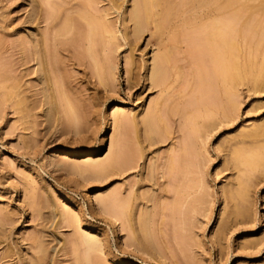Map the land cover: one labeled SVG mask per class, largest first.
Segmentation results:
<instances>
[{
    "label": "rangeland",
    "instance_id": "rangeland-1",
    "mask_svg": "<svg viewBox=\"0 0 264 264\" xmlns=\"http://www.w3.org/2000/svg\"><path fill=\"white\" fill-rule=\"evenodd\" d=\"M131 3L0 0V264H85V235L106 244L89 254L91 264H264V168L236 156L264 155V0H232L222 18L231 28L232 60L246 68L231 85L228 117L212 109L224 93L208 87L209 57L189 42L196 28L187 8L161 37L171 53L167 84L149 88L157 47L149 32L131 42ZM87 18L102 26L90 43ZM106 61L116 74L102 86L97 70ZM155 104L163 130L140 149V118ZM120 143L143 151L124 174L107 163ZM180 158L173 168L171 159ZM115 196L138 202L126 229L114 218ZM146 205L152 245L131 231Z\"/></svg>",
    "mask_w": 264,
    "mask_h": 264
},
{
    "label": "bare ground",
    "instance_id": "bare-ground-1",
    "mask_svg": "<svg viewBox=\"0 0 264 264\" xmlns=\"http://www.w3.org/2000/svg\"><path fill=\"white\" fill-rule=\"evenodd\" d=\"M131 4H132V7H131L132 9L130 11V16H129V20L131 21V24H132V28L130 31L131 42H133L135 45V42L142 37L143 33L149 32L150 37L155 38V44L157 47V50L154 51V53L151 56V60H149V68L147 67L149 69V71L147 70L148 75H147L146 79L148 80V83L150 85L149 88L155 87V88H159L160 90H162L163 87L166 86V84H167V81L169 79V77H168L169 70L171 69V67H170L171 66V60H170L171 59V53H170V50H167V48H165L164 39L161 40V37H162V35H164L163 32L165 30H168V27H170L171 20L174 17L176 19V16H179L183 12L184 8H187L189 13L193 15L192 16V21L194 22L193 26L196 28L192 32L193 34L196 33L195 34L196 37L194 39H191L192 35L190 34L189 35L190 36L189 42H191L192 44L194 43L193 45H195L196 43L199 42L198 44H196V46H194V48H196V50L198 49L197 51H199V53H200L199 48L201 50L203 49V51L207 52V55L209 57L208 62H209V65L211 67V70H212L211 73L212 74H206V76L207 77H213V83H211L208 87L212 88V89H216L217 84H218L219 88L224 93L225 101L222 104V106L216 105V103L214 102V103H212V109H214V108L221 109L222 112L225 113L228 117L229 114H231L234 111V102H232V100L229 98L231 85H232V83H235L237 80L241 79L243 77V74L245 75V72H246V68L244 66L239 64V62L237 60H232V58H233L232 57V49L234 47L232 45L233 42L231 41V35H230V29L231 28L228 26V23L225 21V20H227L228 15L230 13L232 0H132ZM178 11H179V14H177ZM86 13H87V11H86ZM224 17H225V20L222 19ZM206 19H209V20L212 19V20L205 22L204 20H206ZM87 25H88L89 29H88V34H87L86 40L90 43L91 38L95 34L98 35L99 33H101L102 26H101L100 22L92 21V20H89L88 18H87ZM199 36H201L202 38L200 37L201 39H198ZM157 39H159V40H157ZM197 39H198V41H197ZM54 50H56V49H54ZM54 50H53V52H54ZM194 52H196V51H194ZM55 53H54L55 59L53 61L54 65H56V54ZM51 56H53V55H51ZM52 59H53V57H52ZM110 61L112 62L113 60H110ZM110 61H106L107 65H104V63L102 66L98 65V70H97L99 72L98 77H99V80H100V83L102 84V86H109V84L111 85L114 82V78H115V74H116L115 68H114L115 65H113L114 61H113V64ZM198 61H200V60H198ZM261 65L262 66H260L258 68V74L264 73V60L261 63ZM167 77H168V79H167ZM205 78L206 77L204 75H199L198 82L200 84H203L205 81ZM157 105L158 104H155L153 109L146 112L147 114L146 115L144 114L145 116H142L143 117L142 119L140 118V121H141L140 125H143L142 126L143 127L142 128L143 139L141 140V137L138 136V134H136L137 133L136 131H138L137 130L138 128L135 129V131H134L136 136H137L135 141L137 142V145H140V149H141V146H143L142 144L144 143V141H146L148 143V146H151L153 144V139H152L153 137L152 136L155 134H158L157 132H161L163 130V128H162L163 127V125H162L163 119L158 115V111H159L158 109L159 108ZM115 109H117V108L115 107ZM175 110H177V108ZM121 113L122 112L119 113V116ZM119 116H118V119L120 117H122V114L120 117ZM133 117L135 120L136 116H133ZM121 119H123V118H121ZM121 121L123 122L122 124H124L126 122V121L124 122V119ZM117 122H118V120H117ZM122 124H120V125H122ZM126 125H127V123L125 124V126ZM125 126L123 129L126 128ZM136 127H138V126H136ZM139 128H140V126H139ZM134 132L132 129V134ZM138 133H139V131H138ZM121 134L124 135L123 130H122ZM158 135L161 136L160 134H158ZM101 144H102V141H99L98 146H100ZM120 144H121V146H120L121 148H119L118 153L111 152V154L112 153L113 154L111 156L109 155L110 158L108 157L109 160L106 159V161L108 160L107 161L108 165L109 164L110 165L115 164L117 166V168H119V171L121 172V174H124L125 172L130 171V169L136 167L138 160L142 157L143 151L141 150L142 152H138V154H136V150L131 149V147L129 150H125V149H123V144L122 143H120ZM187 146L189 148V143L184 145L183 148L185 149V151L188 150ZM261 154H260L261 157H260V155L259 156L256 155V156H254V157L252 156V158L250 157L248 159L243 158L241 155H236V156H237L238 161L246 163V164L250 165L252 168H257V167H263L264 168V155L262 152H261ZM171 161H172L171 166L173 168H174V165H176V163H179V165H181L180 163L184 162L183 158H180L179 160H176V159L172 160L171 159ZM200 163H201L200 157L196 158V160L194 162L195 168L196 167L199 168ZM97 164H100V163H97ZM97 164H94V165H97ZM100 165L102 167V164H100ZM108 165H106V168ZM182 165H185V163H183ZM97 166H99V165H97ZM101 167L99 170H101ZM103 168H104V166H103ZM106 168H104V169L107 172L110 168L109 169L107 168L108 170ZM184 168H187V167H184ZM104 169L102 172L106 173L104 171ZM111 170H109V171H111ZM120 172H119V174H120ZM173 178L175 181L176 180L175 176H173ZM176 178L178 179V177H176ZM191 187H193V186H191ZM131 193H132V191H131ZM130 196H131V194H130ZM239 196H240V199L243 201V199H244L243 191L239 194ZM110 197L111 196H109L108 198H110ZM117 197L115 198L116 201H117ZM120 197H118V199H119L118 205H115V206H118V208L115 207V208H117L116 209L117 210V216H115L116 212H115V214L112 212V214H114L113 215V216H115L114 218H116V220L120 222V224L122 225V228L126 229L125 226H127L128 223L130 224V226L132 224L131 220H129V216H131L130 215L131 211H129V209L132 210L133 212H135L137 210V209L135 210V208H136L135 203L137 201H134L135 197H131V198H126L123 196H120ZM112 198H113V195H112ZM101 199H102V197H101ZM108 200H110V199H108ZM113 201L114 200H112L111 202H113ZM132 201H134L135 203L134 202L132 203ZM151 201H152V196L150 194V196L148 197V202H151ZM97 202H98V204H99V202L102 204L101 205L102 207L99 206L100 208H103V206L106 208L108 205L107 200L106 201L105 200H99ZM194 202L196 204L202 203L203 202L202 197L200 196V197L196 198ZM111 204H110V206H111ZM131 205H132V207H131ZM111 208H112V206H111ZM115 208H114V210H115ZM143 209L144 210H141V212L139 211L138 222H137V231H136V229L133 228V226H132L131 231H132V233L136 232L135 234H137V236L138 235L141 236L142 239H140V240H143L144 242H146V244L147 243L151 244V240H150V236H149V220H148V217L150 216L149 215L150 210L148 209V206L147 207L144 206ZM101 211H102V209H101ZM111 211H113V210H111ZM134 216H135V214H134ZM104 217H106V216H104ZM107 219L109 221V217ZM110 219H111V217H110ZM111 220L115 221V219H111ZM114 224H115V222H114ZM110 225H111V228L114 227L113 224H110ZM76 231L77 232L80 231V228ZM126 233L124 236L127 235ZM89 235H92V234H89ZM128 235L126 237L130 238ZM76 236H78V235H76ZM137 236H135V237H137ZM78 238L79 237H77V239ZM82 238H83L82 244H84V246H85L84 250L86 252V254L84 253L85 258H86L85 264H91L92 260L90 263L89 254L90 253L92 254L93 252H96V251L99 252V250H101V244L100 243H102V247L103 246L105 247L106 244L103 245L104 244L103 242H100V240L96 239V238H98V236L93 237V236H86L85 235L84 237L82 236ZM78 240H81V239L79 238ZM122 241H124V240H122ZM124 242H126V240ZM127 242H128V239H127ZM125 244H127L126 246H128L130 243H125ZM79 247H82V246H80V241H79ZM104 247H103V250H104ZM139 247H140V245H139ZM139 247L138 248L136 247V248L139 250L140 249ZM141 248H143L142 250L146 249L142 246H141ZM77 250H79V249H76V251ZM80 251L81 250H79V252ZM141 252H143V251H141ZM145 252H146V250H145ZM101 253H102V251H101ZM77 254H79V253H77ZM91 254H90V256H91ZM95 254H97V253H95ZM146 254H147V252H146ZM82 255L83 254H79V256H81V257H82ZM77 257H78V255H77ZM153 257H151V258H153ZM96 258H99V256ZM93 260H95V259L93 258ZM82 261H83V258H82ZM98 262L100 263L99 260H98ZM81 264H83V263H81Z\"/></svg>",
    "mask_w": 264,
    "mask_h": 264
}]
</instances>
